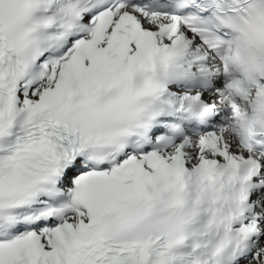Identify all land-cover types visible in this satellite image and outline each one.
<instances>
[{"label":"snow or ice","instance_id":"obj_1","mask_svg":"<svg viewBox=\"0 0 264 264\" xmlns=\"http://www.w3.org/2000/svg\"><path fill=\"white\" fill-rule=\"evenodd\" d=\"M0 264H264V0H0Z\"/></svg>","mask_w":264,"mask_h":264}]
</instances>
